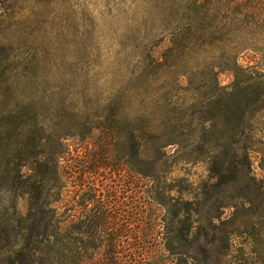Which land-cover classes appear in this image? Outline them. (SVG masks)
<instances>
[{"label":"rangeland","instance_id":"rangeland-1","mask_svg":"<svg viewBox=\"0 0 264 264\" xmlns=\"http://www.w3.org/2000/svg\"><path fill=\"white\" fill-rule=\"evenodd\" d=\"M233 13V0H0V264H24L13 222L45 199L58 262L108 264L114 238L123 261L176 264L177 208L198 192L187 253L264 264L241 199H263L250 180L264 181V25ZM233 85L237 115H223Z\"/></svg>","mask_w":264,"mask_h":264},{"label":"trees","instance_id":"trees-1","mask_svg":"<svg viewBox=\"0 0 264 264\" xmlns=\"http://www.w3.org/2000/svg\"><path fill=\"white\" fill-rule=\"evenodd\" d=\"M233 12V17L236 18L239 26H241V24H250L251 21H253V26L255 25V23L257 24V22H260L259 24L264 25V0H233ZM240 19L243 20L241 21ZM259 24L257 26H259ZM236 86L238 85H233V101H231L232 98H228L226 95L224 97L227 102L224 104L225 110L223 111V115L225 112L232 109L233 116L237 115L236 112L240 102L237 98L239 91L236 92ZM255 86V84H253V87L249 86L248 90L254 88ZM254 95L257 96L258 101L260 99H264L263 93L260 94V96L256 95L255 93ZM155 140L157 141H155V146H157L158 148L166 147L165 144L160 141V139L155 138ZM142 146L143 144L141 143L140 148H142ZM216 177L217 176L213 175L212 180H217L218 177ZM18 179H21L20 174L18 175ZM244 179L245 177L241 176V174L238 173L234 176L233 183L238 184L239 182H243ZM46 181H43L39 185L38 181L31 184V187L34 190H37L39 196L38 199L40 202L42 199H44L43 195L46 189H49V184ZM250 182H255L256 188L261 196H263V199L261 201H257V196H253V193H251V196L244 195L241 199H243L242 201H245L246 204H249L247 209L248 211L252 212V219L250 221L251 224L249 226L252 227L253 230H257L260 233L261 229L259 228L264 227V225L260 224V219L264 217V181L257 182L253 179L250 180ZM247 188L249 189V187ZM190 196L192 195L190 194ZM203 200L204 192H198L196 196L189 197V199L184 203L183 209L177 208V213L175 216L177 220L176 223L177 225L181 226L182 229L175 231V233L177 234L175 239L177 245H172L168 248V251L171 253V255L176 258V264H187V260L190 259L196 264L200 263L197 258H194L187 253L184 246L193 240L194 232H196L198 227L201 225L202 218L199 207L202 206L201 203L203 202ZM41 203V208H39V206H37L36 204V209L33 210L35 214H30L27 217L18 215L13 222L12 234L10 236L13 241V246L15 248H20L16 253V256H21L23 258L24 264H89L86 262V260L78 259L76 261L75 258H73L70 262H68L67 260H62V262L57 261V254H59V250H57L58 234L53 227V224H55L56 216L51 215L50 207L52 206V204L48 203L46 199L42 200ZM193 206L196 207V210L192 209L191 211L190 209ZM101 218L104 221L102 224L107 225L108 216L105 212H103ZM30 220L31 223L26 224V222H29ZM209 221L210 224L214 223L217 221V217H213ZM243 228L244 226H238L237 230ZM259 233H257L256 235L252 231V234L254 236H257V247L260 248V246H262L259 252L253 253L256 254L257 257H264V240H260L258 238V236H260ZM111 240L112 241L110 242L108 250V255H110L111 259L108 264H139L133 262L134 260L123 261V259H120V257H118L120 256V254L116 252L117 248H115L117 244H113L114 238H111ZM100 249L102 250L101 247L97 248L98 251ZM67 250L69 251V253L71 252L69 248H67ZM262 263H264V258Z\"/></svg>","mask_w":264,"mask_h":264}]
</instances>
